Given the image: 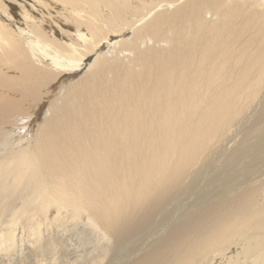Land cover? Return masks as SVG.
Returning a JSON list of instances; mask_svg holds the SVG:
<instances>
[{
	"label": "bare ground",
	"instance_id": "6f19581e",
	"mask_svg": "<svg viewBox=\"0 0 264 264\" xmlns=\"http://www.w3.org/2000/svg\"><path fill=\"white\" fill-rule=\"evenodd\" d=\"M0 263L264 264V0H0Z\"/></svg>",
	"mask_w": 264,
	"mask_h": 264
},
{
	"label": "rangeland",
	"instance_id": "374dc122",
	"mask_svg": "<svg viewBox=\"0 0 264 264\" xmlns=\"http://www.w3.org/2000/svg\"><path fill=\"white\" fill-rule=\"evenodd\" d=\"M44 119H45V117H44V113H42V114L40 115V117L37 118L36 120H37V123H42ZM76 250H77V249H76ZM79 250H80V249H79ZM4 260H5V259H4ZM0 264H3V263H0Z\"/></svg>",
	"mask_w": 264,
	"mask_h": 264
}]
</instances>
